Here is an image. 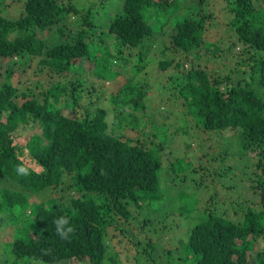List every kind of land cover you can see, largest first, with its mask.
I'll return each instance as SVG.
<instances>
[{
    "label": "trees",
    "instance_id": "trees-1",
    "mask_svg": "<svg viewBox=\"0 0 264 264\" xmlns=\"http://www.w3.org/2000/svg\"><path fill=\"white\" fill-rule=\"evenodd\" d=\"M222 1H214L217 11L195 17L186 16L187 0H25L15 19L0 0V264H105L115 232L135 236L140 215L131 206L149 200L161 214L172 205L165 198L171 176L182 186L189 182L176 196L177 212L193 222L186 236L163 239L160 256L148 244L153 264H264V6ZM65 13L77 15L68 27L60 25ZM55 25L63 40L50 44L45 34ZM102 26L105 38L93 31ZM157 41L161 54L152 51ZM25 55L40 56L48 67L53 79L46 89L38 81L20 90L12 81L16 58ZM155 63L159 71L176 70L162 99L165 112L168 105L185 107L186 124L171 130L186 150L168 164L164 140L152 137L148 146L128 134L132 126L149 138L142 123L154 117L149 74ZM120 74L127 80L117 92L115 84L110 88V109L121 110L111 125L107 108L99 107L106 89L95 97L94 91ZM154 126L159 137L164 126ZM191 126L197 136L212 133L211 144L188 142ZM18 165L29 174L18 175ZM201 200L205 205L192 212ZM238 206L246 207L241 215ZM60 214L75 229L67 241L52 226ZM140 222L153 224L146 217ZM167 225L155 229L166 233Z\"/></svg>",
    "mask_w": 264,
    "mask_h": 264
},
{
    "label": "rangeland",
    "instance_id": "rangeland-1",
    "mask_svg": "<svg viewBox=\"0 0 264 264\" xmlns=\"http://www.w3.org/2000/svg\"><path fill=\"white\" fill-rule=\"evenodd\" d=\"M187 1L189 4L188 7L190 8V11L186 14V16L193 15L195 17H199V12L202 13L203 11H206L210 7H212L214 11H217L219 9L218 6L214 5L215 0H187ZM61 2H62V5H65V4L67 5V3L68 4L70 3L69 0H61ZM218 2H219L218 5L219 4L220 6L224 5L222 4L223 3L222 0H218ZM255 2H256L257 7L264 6V0H255ZM24 3H25V0L19 3H18V0H4V4H1V6L5 7L4 9L5 14H9L13 18L16 19L19 16L21 6ZM107 7L109 8L107 9L108 13L112 14L113 12H115L114 11L115 9L113 7L109 5ZM75 16L77 15L71 14V13H65V16L62 22L60 23V25H65L64 27L70 26V24L76 19ZM98 17L100 18V21L103 23L107 21L106 13L100 12ZM222 20L225 21V17L222 18ZM56 29L57 27L55 25L48 30V33L45 34V37H48L47 39L49 40L50 44L59 43L61 42V40H63L56 33ZM93 31L98 37L105 38L104 33L107 31V29L106 27L102 26V27L93 29ZM152 51H155L161 54L160 44L158 41L153 46ZM39 61H40V56L25 55V56L16 58V62H15L16 64L13 69L15 73L12 77L13 78L12 81H15L17 83L20 90L28 89L29 87L35 85L38 81L41 82L46 89L48 86V81L53 79L51 77L48 67L41 65ZM152 67L153 68H151V74H149V78H150V86L152 87L150 91H151V98H152L153 103L149 111L154 114V117L153 119L146 117L144 120L145 122L142 123V126L145 127L144 130L147 133H149L150 139L147 136H144L141 133H138L137 130H135L136 128L132 126L128 127V131H129L128 134L133 137L134 136L140 137L144 141V143L147 144L148 146L150 145L149 141L151 140L152 137L153 139L164 140L165 144H164V148L161 154H162V159L164 160V162L168 164L169 156H175V157L180 156L184 154L186 150L183 144L184 143L183 138L176 137L172 133L173 131L171 130V129H175L174 127L178 125L186 124L184 122V118H181L182 115L180 112V111L185 110V107L181 105H178V106L168 105L167 107L168 110L165 112V109H163V106H162L163 105L162 99H164V96L168 94L169 91H172L170 87L167 85V83H173L175 81V78H173V76L176 75V73L174 72L176 70H171L167 72L159 71L156 66V63ZM237 71H239V69ZM239 73L241 76L246 75L245 70H240ZM80 77L82 79H84V77H88L87 72L84 71L83 75H80ZM235 79L236 81H238L239 78L235 77ZM126 80H127V76L125 74H120L119 78L116 80V83H114V81L110 79V80H105L104 82L100 81L95 86L96 89L94 91V97L98 95L99 89L102 88V86H104L103 90L106 89V91H103L104 94H101L99 107L104 106L105 108H107L109 112L108 121L111 125L113 122L114 114L119 115L121 113V110H117L116 108V110L111 111L108 99L111 95V91H116V92L119 91V89L125 84ZM92 81H93V78H90L89 83L90 84L93 83ZM113 84L115 85L113 86ZM111 87L112 89L110 91ZM167 115H169V117H167ZM126 116L129 117V115H126ZM161 124H163L164 128L160 132L159 137L155 136L154 135L155 130H153V128L155 127L154 125H161ZM190 128L191 129L189 130V133H188L189 137L187 141L190 143L193 142L192 145L194 147L197 146L198 148L200 144L204 143V140L206 141L207 144H211V141H213L212 138H207L208 135L212 133H208L203 130H200L202 131V134L197 136L195 134L197 130L192 129L193 128L192 126ZM215 139L222 140V137L217 135ZM228 141L231 142L232 140H228ZM221 145H222L221 143L217 142V145L215 146L217 151ZM248 153L254 156L256 152L254 151L252 152L248 150ZM228 158L230 160H233L235 157L234 155H229ZM213 162H217V160H213ZM174 176H177V175L174 174ZM172 178L173 177L171 176V179L165 183V188H166L165 198L168 200L174 201L172 205H168L166 207L162 206L163 213L161 214L157 213L155 209L150 206L149 200L142 202V205L139 208L137 207L135 208L131 206L132 210L135 211V213L138 212V214L140 215V218L135 220V222L132 225L133 227L132 230L135 231V236H131V239H129L126 237V235H120L119 231L115 232L118 237L116 236L108 240L110 249H109V255L107 257L109 258L105 259V264H149L152 262L151 259L148 257V254L151 251L150 247L148 246L149 243L154 244L160 250L159 253H157V255L160 256L162 252V248L160 249V246L163 244V239H165L168 236H172L174 234H178L177 236H182V235L186 236L185 229L189 225H191V223L193 222V218L190 215H187V216L178 215L177 207L180 201L177 200L178 198L176 196L179 190L181 189V187L186 188V186L189 185V182H187L186 184H184V186H182L180 183V179H177L175 177L173 179ZM215 187L219 188V185L215 183ZM243 187L245 189L249 188L247 183H244ZM188 190L192 191L194 189L190 188ZM214 191H215V188H214ZM232 200L234 202L236 201L235 196H233ZM204 205H205V200H201L200 205L196 204L194 206L195 208H192L190 210H192V212H193V209L197 211L199 206L203 207ZM255 208L260 209L261 205H256ZM245 209L246 207L238 206L237 210H238V213L241 215L242 211H244ZM145 217L150 219L153 224L151 226H145L146 228L144 227L145 228L144 230V228H142L140 225L141 223L140 221ZM117 220H119V223L125 222L124 219L120 218L119 216L117 217ZM182 220L184 221L183 223H182ZM164 222L168 224L167 226H168L169 231L166 233L165 231L164 233H161V229H158L157 231V228L155 229V227H158V228L163 227ZM177 222L181 223V226H179L178 228L175 227V224ZM149 228H152V229L150 230ZM7 237H8V234L6 231V233H4L2 236V240H5ZM119 237H122V242H119ZM262 245H263V242H262ZM110 257L114 258V260L111 259ZM56 264H75V262L73 260H65L63 262L56 263Z\"/></svg>",
    "mask_w": 264,
    "mask_h": 264
},
{
    "label": "clouds",
    "instance_id": "clouds-1",
    "mask_svg": "<svg viewBox=\"0 0 264 264\" xmlns=\"http://www.w3.org/2000/svg\"><path fill=\"white\" fill-rule=\"evenodd\" d=\"M30 136L31 134L28 133L29 140H30ZM16 172L18 175L27 176L29 174V169L23 165H18L16 167ZM52 226H53L55 235L60 240H65V241L70 240L75 232V229L72 226L70 217L63 215V214L53 217ZM149 264H153V263L151 262Z\"/></svg>",
    "mask_w": 264,
    "mask_h": 264
}]
</instances>
